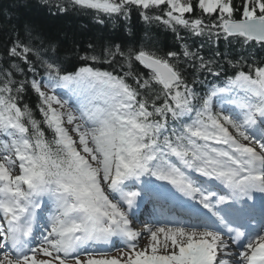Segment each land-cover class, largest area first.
Instances as JSON below:
<instances>
[{
	"label": "snow or ice",
	"instance_id": "obj_1",
	"mask_svg": "<svg viewBox=\"0 0 264 264\" xmlns=\"http://www.w3.org/2000/svg\"><path fill=\"white\" fill-rule=\"evenodd\" d=\"M43 6L100 24L136 11L179 50L146 31L73 49L83 63L70 69L55 41L13 29L0 66V264H264V0Z\"/></svg>",
	"mask_w": 264,
	"mask_h": 264
},
{
	"label": "trees",
	"instance_id": "obj_2",
	"mask_svg": "<svg viewBox=\"0 0 264 264\" xmlns=\"http://www.w3.org/2000/svg\"><path fill=\"white\" fill-rule=\"evenodd\" d=\"M55 9L51 11L43 6V0H0V66L3 65L6 57L7 47L10 45L13 29L20 32L21 38L24 36V25H31L36 32H39L44 40L55 41L61 52V59L65 66L71 67L78 65L80 60L72 53L76 49L80 54L88 50L90 43L97 48L109 43H120L136 37L137 40L145 37L146 31L163 51L179 50V43L175 35L163 28L162 25L153 22L146 25L136 11H133L130 20L127 22L122 19L107 20L103 24L96 21L89 11H72L64 14L53 15ZM183 35V30L181 31ZM197 41L199 38H194ZM225 43L220 42V50L225 51ZM239 45L235 42L228 48L231 58H238ZM258 62H264V52L254 49ZM202 54L212 55V47H205L201 50ZM22 67H27L21 63ZM102 68L109 69L107 64L100 65ZM144 71L139 65H136ZM226 71L235 70L225 63ZM245 70H247L245 68ZM26 102L34 109L39 118L38 110L35 105L38 98L30 90L25 94Z\"/></svg>",
	"mask_w": 264,
	"mask_h": 264
}]
</instances>
